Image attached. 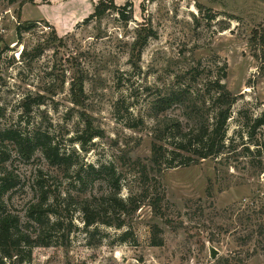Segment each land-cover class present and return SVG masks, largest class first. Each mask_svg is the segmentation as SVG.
I'll return each mask as SVG.
<instances>
[{
    "label": "rangeland",
    "instance_id": "374dc122",
    "mask_svg": "<svg viewBox=\"0 0 264 264\" xmlns=\"http://www.w3.org/2000/svg\"><path fill=\"white\" fill-rule=\"evenodd\" d=\"M114 2L132 4L128 24L114 11L82 24L94 11L92 0L23 7L0 0V135L47 133L71 161L61 169L40 151L26 161L5 142L8 165L21 178L5 197L9 207L23 216L40 199L43 175L62 200H101L118 191L119 199L141 203L122 230L102 224L86 230L82 214L72 211L69 247L36 248L31 264H264V238L257 234L264 221V153L254 146L264 127L249 137L264 115V46L253 40L256 31L264 34V0ZM28 23L36 25L18 37L17 27ZM147 36L140 61L131 60L133 43ZM80 76L84 107L71 101ZM215 79L238 99L228 122L230 151L167 170L159 181L150 170L141 180L137 162L148 165L152 154L150 102L177 89L208 99L204 87ZM38 96L42 105L34 102ZM166 114L183 119L177 106ZM87 119L102 134L81 147L75 139ZM153 225L162 230L161 247L151 246ZM126 230L132 237L123 243Z\"/></svg>",
    "mask_w": 264,
    "mask_h": 264
},
{
    "label": "trees",
    "instance_id": "16d2710c",
    "mask_svg": "<svg viewBox=\"0 0 264 264\" xmlns=\"http://www.w3.org/2000/svg\"><path fill=\"white\" fill-rule=\"evenodd\" d=\"M35 1L49 5L52 0H8L10 5L20 3L21 7L34 4ZM131 6L132 4L128 3L124 7H118L114 0H99L94 3L93 13L82 24H87L92 20H101L109 11L116 12L121 21L128 24L132 20L131 11H128ZM35 25V23L19 25L17 36L20 37L22 31H29ZM54 35L56 36V33ZM150 37H145L144 41L135 40L131 60L135 58L136 62L140 61L143 49L147 46ZM253 40L264 46V34L260 35V32L256 31ZM131 62L133 66L137 64ZM224 77L225 73L222 78ZM70 93L74 105L85 106L87 100L85 77L80 76L72 84ZM204 95L208 96V99L203 98L198 101L186 90L177 89L164 95L159 94L157 99L150 102V111L154 121L151 128L152 154L148 165L137 162L140 167L139 178L141 180H148L150 170L154 173L153 178L159 181L167 170L218 158L230 151L231 145L227 143L228 122L232 109L237 103V96L228 90L222 79L208 80L204 87ZM30 98L28 96L26 101ZM34 102L42 105L43 97H36ZM24 106L27 107L26 102ZM175 106L182 110L183 119L166 114ZM25 109L27 110L28 107ZM263 127L264 115L254 120L251 134H248L249 137L253 138L256 129ZM101 134L87 119L85 129L80 132V135L78 134L75 141L84 147ZM7 141L14 145L18 155L26 161L31 160L33 155L40 151L52 166L62 169L69 168L71 165L70 158L61 153L59 146L47 133L36 132L23 135L20 131L9 130L0 135V264H31L33 251L36 248L69 247L70 236L75 228L72 211H79L82 214L86 230L97 224L122 230L126 225V218L134 215L141 208V203L136 198L128 201L119 199L118 191L101 200L85 198L76 203L70 196L62 200L47 187V179H43V175L38 181L40 199L31 202L23 216L19 215L9 207L5 200V197L16 190L21 182L19 175L8 165L10 157L4 151ZM254 146L256 153H264V133ZM244 148H246L244 151L250 152L248 147ZM64 202L66 204H63ZM160 203L161 199H157L156 203L151 205L156 212ZM262 210L264 216V206ZM151 229V246H163V240L160 237L161 228L153 225ZM257 234L264 238V221L258 228ZM130 235L131 231L126 230L120 237L121 242H127L128 238L132 237Z\"/></svg>",
    "mask_w": 264,
    "mask_h": 264
},
{
    "label": "water",
    "instance_id": "95a60500",
    "mask_svg": "<svg viewBox=\"0 0 264 264\" xmlns=\"http://www.w3.org/2000/svg\"><path fill=\"white\" fill-rule=\"evenodd\" d=\"M217 255H218V252L214 248H211L210 249V257H211V259L215 260Z\"/></svg>",
    "mask_w": 264,
    "mask_h": 264
},
{
    "label": "crops",
    "instance_id": "0c3cea01",
    "mask_svg": "<svg viewBox=\"0 0 264 264\" xmlns=\"http://www.w3.org/2000/svg\"><path fill=\"white\" fill-rule=\"evenodd\" d=\"M99 0H92L93 3H97ZM48 22V21H47Z\"/></svg>",
    "mask_w": 264,
    "mask_h": 264
}]
</instances>
